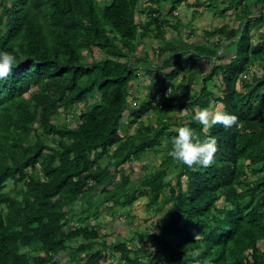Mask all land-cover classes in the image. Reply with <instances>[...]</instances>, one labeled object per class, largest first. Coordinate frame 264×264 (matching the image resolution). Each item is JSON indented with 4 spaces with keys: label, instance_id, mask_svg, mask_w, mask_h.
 <instances>
[{
    "label": "trees",
    "instance_id": "trees-1",
    "mask_svg": "<svg viewBox=\"0 0 264 264\" xmlns=\"http://www.w3.org/2000/svg\"><path fill=\"white\" fill-rule=\"evenodd\" d=\"M165 1L169 8L162 0H152L154 6L144 0H0V51L17 58L0 81V264H264L258 245L264 241V72L253 80L247 68L259 62L264 68V41L251 42L254 21L264 20V0H247L236 14L239 26L229 31L236 39L225 56L218 48L228 25L216 29V43L174 53L169 45L178 40L166 33L175 30L183 41L174 12L185 0ZM251 2L259 8L254 19ZM238 3L231 0V7ZM137 11L150 16L137 18ZM146 38L152 45L144 46ZM203 57L220 64L198 75L199 89L186 100L194 83L187 71ZM219 75L224 111L238 121L204 131L191 116L216 97ZM143 78L150 100L133 107V89ZM167 87L170 96L159 102ZM156 101L157 114L151 111ZM168 107L186 109L187 121H172ZM71 110V119L59 117ZM172 125L191 127L201 140L215 137L213 164L193 168L165 154L135 179L125 166L162 147L172 151ZM10 182L15 194L5 190ZM140 191L149 193L151 212H167L160 226L151 222L160 229V252L149 260L142 255L152 254L132 245L134 238L109 244L96 226L101 223H91L104 204L124 208ZM78 203L85 210H76ZM140 234L138 240L147 235ZM109 253L120 259L104 262Z\"/></svg>",
    "mask_w": 264,
    "mask_h": 264
},
{
    "label": "rangeland",
    "instance_id": "rangeland-1",
    "mask_svg": "<svg viewBox=\"0 0 264 264\" xmlns=\"http://www.w3.org/2000/svg\"><path fill=\"white\" fill-rule=\"evenodd\" d=\"M102 0H99V2H101ZM198 0H189V2H194L196 3ZM216 2L214 3V1L211 2V4L209 6H206L207 8H211L212 4H214L217 8V6H222V3H220V1L215 0ZM103 4V3H101ZM198 4V3H197ZM243 4V3H242ZM241 4V7H237L236 10H233V8H224L223 10L216 11L215 12H211V10H208L207 8H205L204 6H202L201 8L203 9V7L211 14L215 15L216 13L219 14V16L222 17V21H220V23H218L219 25L222 23H228L230 25H234V22L236 21V19L233 18V13L235 11H238L237 13H239L240 9L243 8ZM184 11L186 10L185 8H182ZM212 9V8H211ZM259 8H257L255 11H253L252 14L256 15L258 13ZM224 11V15L222 12ZM179 11L177 10L174 14H176V16H178ZM230 13V14H229ZM137 17L138 16V12H136ZM181 14V13H180ZM229 14V15H227ZM232 14V15H231ZM213 15H206V17L201 18V21H203L202 25L200 26V28H203V26H208V24H210L211 20H213L212 16ZM179 17V16H178ZM181 17H184L181 14ZM175 18V17H173ZM189 18V16L187 17ZM186 18V19H187ZM253 18V17H252ZM173 20V19H172ZM255 25L252 28V33H251V42L253 44H256L259 42V40L264 41V20H256L254 21ZM254 22H252L251 25L254 24ZM218 24H214L211 25L212 27H215V31L212 29L211 32L213 33H217V27ZM217 25V26H215ZM210 26V27H211ZM165 28H168V26H166ZM231 29V28H230ZM208 30V29H194L191 30L192 33L185 31L183 29V27H180V31H183L184 33H182V37H183V41L179 42L178 37H177V33L175 31H170L168 30L167 35L169 37V39H172L173 37H175L174 40H178L177 43L175 45H169V47L174 51V53L176 52H180V51H187L190 50L191 52L195 50V46H197V44H206L207 42H209V40H217L218 36H215L216 38H207L204 34V31ZM213 33V34H214ZM233 32H229L226 34V37L222 38L224 39V43L223 45L218 48L219 52L218 54H222V56H225L227 54H224L223 49L226 47V44H229L230 42L233 41V39H230L232 37H230V35ZM192 34V35H191ZM191 35V36H189ZM219 35V34H217ZM191 40L190 41V38ZM193 38V39H192ZM152 39L146 38L143 40V44L144 46L148 45H152L151 43ZM179 42V43H178ZM180 47L177 48V47ZM140 49V48H139ZM187 51V52H190ZM172 53V54H174ZM87 60L91 61L92 57L87 55ZM159 62V56L158 58H155L153 60V64L157 65ZM216 66L220 64V59L218 58H207L206 59H202V60H198V62L196 63V67H194L192 70L187 71L188 72V76L190 78L191 81H194V83H192L190 85V93L189 95L186 97V100H190V95H192L194 88L199 89V83H197L195 80L197 79L198 75H206V69H210L211 66ZM197 65H199L200 67H197ZM210 67V68H209ZM247 68L250 69V76L251 78L254 80L255 78H257L258 76H260L263 72H264V68L262 67V62L256 63L254 65H252L251 67L247 66ZM181 76L182 73L179 75V77L177 79H174L176 84H179L181 82ZM215 82L217 83V86L214 87V85L212 86V90H214V94L216 95V97H213L210 101V105L206 108H212L213 110H223L224 111V107L223 104L220 100V97L224 94V92H222V89H224V84L223 81L221 79V76H215ZM164 82L163 80H160L159 83L156 85L158 89H160L163 86ZM210 86V87H211ZM145 87V82H144V78L139 80L138 83L135 85V88L133 89L134 92L132 93L134 95V97L131 99V103L134 106H137L138 104L140 105L143 99L147 98V101L150 100L149 96V89H144ZM262 89H260L261 91ZM96 96H98V93L95 94ZM94 97H90L89 101H92ZM159 102H163V100L165 99H161L158 98ZM175 102V101H174ZM172 103V105L175 103ZM131 105V106H132ZM176 106V105H175ZM195 108H198L197 106ZM81 110V106L80 108L77 107L76 109H74V113L75 112H79ZM132 110V109H131ZM131 110H129V112H131ZM198 110V109H197ZM151 111L153 113H158L159 112V106H158V101L153 102L152 104V108ZM167 112L170 114L171 116V120H175L179 118V121L181 122H186L187 121V114L188 111L186 109H179V107H168L167 108ZM67 112H60L59 117L62 119L64 117L67 118V120L71 119L72 117H70V114L73 113V111H68V114H66ZM66 114V115H65ZM142 119H146V122H151L156 124V120L155 118H147V116L145 115L144 117H142ZM63 120V119H62ZM65 122V121H64ZM73 121H71L72 123ZM174 127V125H172V128ZM128 130V128H127ZM168 143V139L166 141H164V145H166ZM164 150V147H162ZM161 150V152H159L158 154H154V153H149L146 157H145V161L144 162H133L132 166L129 167V165L127 164L125 166V169H128V171L130 172L131 170H135V173H133V176L135 179H138L141 175L145 174L149 169L153 170V168H155L162 160V157L165 154H171V150L163 151ZM147 165V167H146ZM152 165V166H151ZM151 166V167H150ZM250 175V174H249ZM184 184H186V181H183ZM12 183L10 182V184L8 185V188H6L5 190L15 194V191L12 190L11 188ZM175 183H173V185L165 190H163V195L168 196L172 189L174 188ZM94 197L97 198V192L93 195ZM149 193L146 192H138L137 193V198L133 201L132 205L126 206L124 208L122 207H117L115 209H113L112 207H110V203H106L104 204L103 211L101 213H99V215L97 216V219L92 220L91 223L95 224L96 222H98L100 225H98L97 223V227L100 230V234L101 236H105V240L107 241V243H113L119 240H125L127 238H134L133 240V244L132 245H140L141 248H145V250H147L149 253H151L152 255H142L143 258L145 260H149L151 258H153L154 256L158 255V253L160 252V248L157 245L158 241L156 240V236L157 234H160V229L159 228H154L151 224V222H155L156 226H160L162 221H160L161 219H166L167 217V212L166 210H162L159 213H155V212H151L148 209V203H149ZM86 204L83 203H78L77 205L74 206V208L76 210H85ZM92 209L94 210L95 208L92 207ZM126 211H130V214H127ZM93 216V214H92ZM92 218V217H91ZM73 225H75V222L73 223ZM67 231L69 230L68 227ZM137 232L141 233V234H147L144 237H142V239L138 240V235ZM141 234L139 236H141ZM75 241V240H74ZM258 245L260 246L261 249L264 250V241H259ZM116 257L114 258L116 260V262L118 261V259H120V254L119 253H115ZM111 257V254L109 253L108 257H107V261L105 260L104 262H111L112 260H114Z\"/></svg>",
    "mask_w": 264,
    "mask_h": 264
},
{
    "label": "clouds",
    "instance_id": "clouds-1",
    "mask_svg": "<svg viewBox=\"0 0 264 264\" xmlns=\"http://www.w3.org/2000/svg\"><path fill=\"white\" fill-rule=\"evenodd\" d=\"M16 55L11 51H0V81L8 77L13 66L16 64ZM191 119L197 121L207 131L210 127L222 124L226 128L233 126L238 121V116L223 110L212 108H201L196 110ZM175 135L171 138V155L179 163L189 167L211 166L218 150L215 137L209 136L203 140L199 139L194 130L188 126H174Z\"/></svg>",
    "mask_w": 264,
    "mask_h": 264
},
{
    "label": "crops",
    "instance_id": "crops-1",
    "mask_svg": "<svg viewBox=\"0 0 264 264\" xmlns=\"http://www.w3.org/2000/svg\"><path fill=\"white\" fill-rule=\"evenodd\" d=\"M151 1V2H150ZM212 1H214V3L216 2L215 0H198L196 3H194V2H189V0H185L181 5H179L178 7H177V10L179 11V13H178V16H179V23H180V27H183V29L185 30V31H188V32H190L191 30H194V29H208V30H205L204 31V34H205V36L207 37V38H216L215 36H218V39L216 40H210V41H214L215 43L217 42V41H219V39L221 38V33L219 32V31H217V33H214V31H215V27H212L211 25H214V24H218V23H220V21H222V17L221 16H219V14H215V15H213V14H211L210 13V11L208 12L205 8H207L206 6H209L210 4H211V2ZM217 1H220V3H222V6H217V8L219 9V11H221V10H223L224 8H233V10H236V8L237 7H241V4H242V6H243V8H241L239 11H241L242 12V10L244 9V7L246 6V4H247V0H239V3L237 4V5H235V6H233V7H231V0H217ZM144 4L145 5H150V6H154L153 4H152V0H144ZM155 1H153V3H154ZM166 2H168V1H165V0H162V3L164 4L165 3V5H163V7H167V8H169L170 7V4L169 3H166ZM156 3V2H155ZM198 3V4H197ZM157 4V3H156ZM202 6H204L203 7V9L201 8ZM167 8H165L164 10H163V12H162V14H161V20L162 21H164V19L165 18H167L168 17V9ZM182 8H185L186 10L184 11ZM212 8V9H211ZM209 7V8H207L208 10H211V12H215V10L216 11H218V9L216 8V6L214 5V4H212V7ZM258 7H257V5H256V3H250L249 4V11H250V15H249V17H253L252 19H254L255 18V16L257 15H254V14H252L253 13V11H255L256 9H257ZM138 12V16L139 17H137V18H141V19H143V20H145V19H148L149 18V16H150V13H149V11H145L144 13H141L140 11H137ZM176 12V11H175ZM174 12V13H175ZM237 12L238 11H235L234 13H233V18L234 19H236V21L234 22V25H230V24H228V23H222V24H218V27H222V26H225V25H228V31L227 32H229V31H231L232 29H235L236 30V28H238V26H239V21H238V19L236 18V14H237ZM184 16V17H181V14ZM213 15L212 16V18H213V20H211V22H210V24H208V26H203V28H200V26L202 25V23H203V21H201V18H203V17H206V15ZM224 14V13H223ZM230 14V13H229ZM229 14H227V15H229ZM153 15H157V14H153ZM225 15V14H224ZM158 16V15H157ZM189 16V18H187ZM226 16V15H225ZM187 18V19H186ZM211 26V27H210ZM215 26H217V25H215ZM217 27V28H218ZM231 28V29H230ZM214 30L213 31V33L211 32V30ZM175 31V30H174ZM168 32V31H167ZM176 32V31H175ZM181 32V34L182 33H184L183 31H180ZM177 34H178V32H176ZM190 33H192V31L190 32ZM251 33H252V30H251ZM217 34H219V35H217ZM166 36L167 37H169L168 35H167V33H166ZM178 37V40L180 39V37L179 36H177ZM224 38L226 37V35H224L223 36ZM193 39V38H192ZM236 39V36H235V38L233 39V40H235ZM224 40V39H223ZM225 41V40H224ZM224 43V42H223ZM227 45V44H226ZM223 52H224V49H223ZM202 59H206V57H203ZM197 67H200L199 65H197Z\"/></svg>",
    "mask_w": 264,
    "mask_h": 264
},
{
    "label": "built area",
    "instance_id": "built-area-1",
    "mask_svg": "<svg viewBox=\"0 0 264 264\" xmlns=\"http://www.w3.org/2000/svg\"><path fill=\"white\" fill-rule=\"evenodd\" d=\"M171 92H172V89H171L170 87H167V88L163 89V90L159 93V98H161V99H165V98H167V97L170 96Z\"/></svg>",
    "mask_w": 264,
    "mask_h": 264
}]
</instances>
